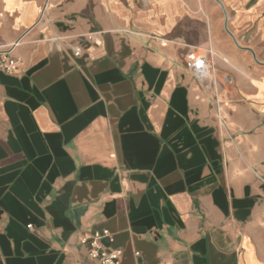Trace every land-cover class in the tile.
Segmentation results:
<instances>
[{"label": "crops", "instance_id": "obj_1", "mask_svg": "<svg viewBox=\"0 0 264 264\" xmlns=\"http://www.w3.org/2000/svg\"><path fill=\"white\" fill-rule=\"evenodd\" d=\"M15 41L0 264H97L96 229L122 264H264V0H0Z\"/></svg>", "mask_w": 264, "mask_h": 264}, {"label": "built area", "instance_id": "obj_2", "mask_svg": "<svg viewBox=\"0 0 264 264\" xmlns=\"http://www.w3.org/2000/svg\"><path fill=\"white\" fill-rule=\"evenodd\" d=\"M89 41L99 44V38L95 35L87 37ZM19 44L13 42L8 48L0 49V70L13 71L16 68L17 57L12 55V50ZM77 55L81 49L74 48ZM81 242L88 248L89 258L97 264H122L119 253L112 247L115 239L107 229H96L91 233L83 234Z\"/></svg>", "mask_w": 264, "mask_h": 264}]
</instances>
